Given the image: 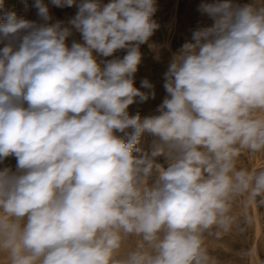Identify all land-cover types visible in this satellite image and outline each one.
<instances>
[{"label": "clouds", "instance_id": "9594fccd", "mask_svg": "<svg viewBox=\"0 0 264 264\" xmlns=\"http://www.w3.org/2000/svg\"><path fill=\"white\" fill-rule=\"evenodd\" d=\"M33 7L43 23L0 0V264H220L207 238L264 206V165L241 163L264 158V0H202L210 23L172 53L149 116L129 107L156 97L135 75L157 0Z\"/></svg>", "mask_w": 264, "mask_h": 264}, {"label": "rangeland", "instance_id": "374dc122", "mask_svg": "<svg viewBox=\"0 0 264 264\" xmlns=\"http://www.w3.org/2000/svg\"><path fill=\"white\" fill-rule=\"evenodd\" d=\"M46 3L49 0H45ZM105 3L108 0H104ZM202 0H157L158 11L154 19L160 24V28L151 37L149 43L141 46L142 63L135 75V86L140 87L141 81L147 78L155 86L156 97L143 103H134L129 107L131 115L137 112L141 116L157 115V108L167 95L163 87L164 73L173 52H176L183 43L191 39L192 31L204 23H210L197 10ZM239 3H248L249 0H238ZM34 0H5L6 10L13 11L18 17L28 20L40 21L37 10L33 7ZM53 21H67L77 11L76 7L56 8L51 7ZM73 39H80L79 34L69 38V44ZM154 45L155 47H150ZM0 47H3L0 44ZM125 50L115 55L123 56ZM110 59V58H109ZM143 90V89H142ZM122 135V134H121ZM153 138L145 135L140 147L150 151ZM158 162L165 164L163 157L157 158ZM6 165L15 167L14 157L8 158ZM241 163L245 167H258L264 165V158L255 159L243 157ZM3 166V165H0ZM241 209L237 207L239 213ZM252 217L250 224L241 223L243 231L234 229L219 238L210 236L207 238V246L220 264H264V206L253 205L248 209Z\"/></svg>", "mask_w": 264, "mask_h": 264}]
</instances>
